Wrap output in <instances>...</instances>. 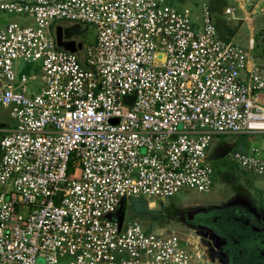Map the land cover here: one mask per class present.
I'll list each match as a JSON object with an SVG mask.
<instances>
[{
  "label": "built area",
  "instance_id": "1",
  "mask_svg": "<svg viewBox=\"0 0 264 264\" xmlns=\"http://www.w3.org/2000/svg\"><path fill=\"white\" fill-rule=\"evenodd\" d=\"M235 1L221 14L243 19L258 0ZM74 24L95 38L69 51L55 30ZM0 105L13 120L0 124V264H200L185 238L119 209L208 192L214 138L264 132V65L207 2L0 0ZM228 157L264 176V148Z\"/></svg>",
  "mask_w": 264,
  "mask_h": 264
},
{
  "label": "flooded vegetation",
  "instance_id": "2",
  "mask_svg": "<svg viewBox=\"0 0 264 264\" xmlns=\"http://www.w3.org/2000/svg\"><path fill=\"white\" fill-rule=\"evenodd\" d=\"M261 7L255 11L258 16L254 22L245 27L248 36L245 49L253 48L264 60ZM235 32L225 31L222 35L232 40ZM70 41L79 42L73 37ZM229 147L226 142L215 143L207 156L216 159ZM240 179L213 191L207 199L165 207L153 229L175 232L185 238L197 250L200 264H264V187L246 183L243 176Z\"/></svg>",
  "mask_w": 264,
  "mask_h": 264
},
{
  "label": "rangeland",
  "instance_id": "3",
  "mask_svg": "<svg viewBox=\"0 0 264 264\" xmlns=\"http://www.w3.org/2000/svg\"><path fill=\"white\" fill-rule=\"evenodd\" d=\"M208 1L209 0H163L164 3L171 5L175 9H182L183 7L195 9L198 8L201 2ZM225 5L235 6L237 5V2L235 0H225ZM236 11L239 12L238 7H236ZM246 11H250L249 8H247ZM255 11L249 13L243 19H234L229 15L221 14V12L212 13V17L213 19H219L225 25L226 30L230 33L236 31L232 37V40L234 42H238V44L246 48L248 36L245 27L247 26L248 22H254V20L257 18L258 14ZM14 20H18V18L15 17ZM73 38L77 41H83L86 44L93 42L95 38L94 26L87 24L86 29H84L80 34L74 35ZM248 52L251 55V61L253 63L264 65V60H262L257 55V52L253 48L248 47ZM76 53L79 54V51ZM16 63L18 66L17 70L21 71L22 73L30 75L37 71L34 63H27L22 60H17ZM38 88H35V90ZM12 123L13 120L8 115V109L0 105V124L11 125ZM222 142L228 143L230 147L225 150V154L223 156L209 160L213 170V184L208 192L203 193L191 190H181L170 197H164L163 200H158L155 197L144 196L126 197L123 200V221L137 220L141 226L146 227V230L153 229L154 227L152 225H154V223L157 222V219L160 218L161 212L165 207L182 201L207 199L211 196L213 191H218L221 189V187L242 180L240 179L241 176H243L246 183L254 187H264V176L242 170L228 157L229 154L234 150L246 151L250 147L264 148V132H249L239 136L235 134H222L219 137L214 138L210 148L208 149V152L213 150L215 143L219 144ZM148 202H154L155 205H152L148 208ZM35 264H44L43 259L38 257Z\"/></svg>",
  "mask_w": 264,
  "mask_h": 264
},
{
  "label": "water",
  "instance_id": "4",
  "mask_svg": "<svg viewBox=\"0 0 264 264\" xmlns=\"http://www.w3.org/2000/svg\"><path fill=\"white\" fill-rule=\"evenodd\" d=\"M258 9V8H257ZM261 12H264V3L262 4L261 7ZM86 29V26H83V28H79V25L74 24L71 25L69 27H65V28H61L60 26L56 27V42L58 45L62 46L63 48L69 50V51H74L75 47L73 45L72 41H63L61 40V38H69L72 35L75 34H80L81 32H83V30ZM159 56V55H158ZM133 99V96H125L124 97V101L128 104H131ZM123 207L121 206L119 209V213H118V219L119 222H121L122 218H123Z\"/></svg>",
  "mask_w": 264,
  "mask_h": 264
},
{
  "label": "crops",
  "instance_id": "5",
  "mask_svg": "<svg viewBox=\"0 0 264 264\" xmlns=\"http://www.w3.org/2000/svg\"><path fill=\"white\" fill-rule=\"evenodd\" d=\"M207 3L209 5L211 12L217 13V12H221L222 7H224L225 5V0H209ZM263 3L264 0H258L256 3H254L253 6L249 8L250 11L248 12L249 13L254 12L257 8L261 7ZM214 22L221 35L224 34L225 31H227L225 25L219 19H214Z\"/></svg>",
  "mask_w": 264,
  "mask_h": 264
}]
</instances>
